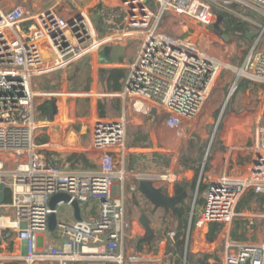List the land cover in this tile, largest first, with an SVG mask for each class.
Masks as SVG:
<instances>
[{
    "label": "built area",
    "instance_id": "1",
    "mask_svg": "<svg viewBox=\"0 0 264 264\" xmlns=\"http://www.w3.org/2000/svg\"><path fill=\"white\" fill-rule=\"evenodd\" d=\"M97 1L99 25L87 11L66 20L53 7L34 15L21 5L0 7V184L3 193L10 195L9 202L0 205V241L11 242L18 249L13 257L26 264L45 259L57 264L75 260L121 263L123 240L132 237L125 234L124 205L114 184L124 179L116 167L126 152V116H95L90 122V144L99 153L96 170L61 168L47 160V151L60 149L61 134L53 132L40 143L36 140L37 97L60 94L36 93L34 78L68 69L85 57L94 68H111L117 64L99 61L101 49L129 43L127 49L135 46L133 62L124 66L121 90L98 96L128 97L131 109L143 114L151 108L163 111L165 124L175 127L198 116L217 77L230 68L224 45L203 31L202 42L184 36L188 27L194 33L197 25L212 27L222 38L227 32L222 27L225 20L217 17L237 15L232 9L235 4L252 9L264 20V0ZM244 18L256 29L251 31L254 38L240 66L234 68L231 91L240 78L264 84V21ZM253 135V142L241 148L251 157L248 167L238 176L224 173L208 181L202 209L189 219L198 229L209 223L230 226L243 216L237 206L250 190L263 195L262 211L254 217L264 220V125H256ZM138 178L164 184L172 181V174H140ZM56 193L70 199L52 209L48 202ZM92 199L98 203V212L85 218V204ZM73 200L81 207L82 220H76L71 210L69 222L68 216H58V206L70 207ZM52 212L57 223L49 231ZM50 235H57L60 243L52 242ZM169 235L173 238L174 232ZM224 240L223 264H264V239L243 241L226 235Z\"/></svg>",
    "mask_w": 264,
    "mask_h": 264
},
{
    "label": "crops",
    "instance_id": "2",
    "mask_svg": "<svg viewBox=\"0 0 264 264\" xmlns=\"http://www.w3.org/2000/svg\"><path fill=\"white\" fill-rule=\"evenodd\" d=\"M91 2H93V6L95 5V8H93ZM78 4L85 5V8H81ZM51 7L55 9L58 15L66 20L71 19L79 11H87L90 16L88 9L94 10L95 14L98 16V1L96 0H55L54 5ZM225 42H227V40H225ZM128 54L133 56L134 51L132 48L126 49L125 57ZM125 57L123 62L120 63L122 64V67H119L123 69L124 72L126 70L124 66L128 63L125 61ZM87 68L89 69V75L91 77L93 74H97V72H100L102 75V70H105L106 72V69H109H103V67L94 68L90 64L87 65ZM102 78L104 79L105 75H102ZM36 93L39 92L36 91ZM78 96L87 97H81L78 99H88L90 95L79 93ZM96 97H98V95ZM96 97L94 100L93 98L88 100L89 107L87 113H85L87 115L84 113L78 114L77 107L74 108L75 110H73L72 115L70 114V119L73 121L72 123L74 125H64V121H62L61 118L62 116H60L61 112L63 111V106H61L56 111L54 110L52 113H43L42 119L37 118L38 129L44 128L45 131L43 137L40 139V142H44L53 132L61 134L62 140L60 149L50 152L47 151V160L49 162H52L61 168H66L67 170L72 171H90L96 170L98 168L99 153L92 149L89 137L90 122L94 116L93 114L95 113L96 116L100 117L98 115ZM114 98L119 100L118 109L114 110L111 105L106 107V117L114 118L123 114L126 116L128 121L125 137L126 152L122 162L117 164V167H119L123 172L124 179L115 180L114 184L116 187V195L123 201L124 222H129L132 230H135L139 235V229L144 232L145 230L139 223L138 218L142 213H145L150 219L148 214L149 209L154 212H161L163 215L169 214L168 216L173 221L174 218L172 217L173 212L171 210L165 212L162 208L155 209L153 205L149 203L146 198L137 190L136 186L137 181L139 180L138 175L171 173L172 181L170 183L166 182L161 184L156 180L150 179L152 180L154 186L161 187L164 193L168 195H174V185L176 182L190 181L194 177V171L191 168L180 170L179 159L184 150L188 151V153L192 155L191 151L194 148V144H192L193 146L187 145L189 143L187 139V146L182 148L180 154L174 156V154L171 153L173 151L172 149L176 145L173 132L179 136L183 129H188L186 128L187 123L194 121L197 117L192 121L182 120L180 126H175L174 128L165 125V127L169 129H164V125L160 121L163 117H165V113L163 111L151 108L147 114L135 112L130 107L128 97H113L111 99ZM78 99H75V106L77 105ZM49 101H51V99H49ZM145 105H147V103H145ZM257 109L258 111L255 116L252 117L253 119H250L252 114L243 116V119H239V121L244 120V129H239V127L235 129H226L224 127L220 130V145H218L217 148L212 149L207 164L202 165V163H199V158L196 159L193 166L198 168L199 175L194 191L195 195L192 196L193 209L192 205H190L187 226L185 228V245L182 248L181 254H174L172 250V247L175 244V236L171 238L169 233L174 232L175 235V231L170 230L167 233H161V239L156 241V243H153L156 246L155 250L147 249L149 244L146 243L142 245V249L138 250L136 248V241L139 238H143L152 234L155 230L153 231L151 228V233L146 234L145 232V235L137 236L135 241H133V244H130V242L133 240L132 237L128 239L124 238L122 243L123 260L121 263L116 264H177L180 262V260H182L183 264H185L187 251L190 255H192L188 259L189 264H199L197 260L200 257H204L206 264H223L225 248L224 237L226 235L230 238L243 241L260 242L264 239V220L262 218L254 217L262 211V200L256 199V195L252 196L250 199H246V195L249 191L243 195L237 206V211L242 213L243 216L235 220L230 226H224L219 223H209L204 229L200 230L194 226L193 221H191V223L189 222L190 216L192 215V218L195 219L202 209L204 201L203 193L209 180L217 179L224 173H227L231 176H238L246 167H248L251 157H249V155H247L244 151H241V148L247 147L253 142V125H264V111L261 106H259ZM39 113L41 112L39 111ZM39 113L37 114L38 116ZM116 113H118L117 116L115 115ZM234 116L235 115L228 116V127L237 125L236 122H239L238 117ZM83 119L87 120L84 121ZM249 120H251L250 123H246ZM240 124L242 126V122H239V126ZM194 135L196 134L192 133L191 138H195ZM197 136L199 139L195 138V140L200 141L202 146L206 147L203 145L204 139L202 138V134L201 137L199 135ZM72 153L84 155L87 161L85 164L86 167H84L83 163H79L77 167H73L72 160L75 159H69V155ZM200 183L203 185V188L199 190L198 187ZM257 195L263 196L261 194ZM178 205L179 203L176 205V207ZM97 212V201L92 199L87 204H85V218L94 216L97 214ZM68 217L71 216L69 215ZM252 221L254 222L253 225L250 224ZM211 224L220 225V229L213 239H207V235L210 230L209 226ZM188 229L189 231L187 232ZM56 236L57 235H52L51 241L59 244L60 240H58ZM124 241L125 243H129V245L124 246ZM0 245V256L2 259L0 264L8 262H19L20 264H26L23 260L13 257V254L18 253V249H15L11 242L5 244L4 242L0 241ZM99 250L101 251L102 248H99ZM193 256L196 258V261ZM134 259L137 260L134 261ZM37 262L38 261L33 264H38ZM104 262L105 261L95 264H102ZM54 263L57 264L56 262Z\"/></svg>",
    "mask_w": 264,
    "mask_h": 264
},
{
    "label": "rangeland",
    "instance_id": "3",
    "mask_svg": "<svg viewBox=\"0 0 264 264\" xmlns=\"http://www.w3.org/2000/svg\"><path fill=\"white\" fill-rule=\"evenodd\" d=\"M77 1V0H75ZM88 1V0H85ZM97 1V0H96ZM55 3V0H0V6L2 8H11L15 5H21L25 10L29 12V14L34 15L44 9H47L51 6H53ZM93 6V2H91ZM81 8H85V5L78 4ZM95 8V5L93 6ZM232 9L237 13V15H224L227 19L224 23H222L223 32L227 31V28L229 27L228 24L232 22L235 25H249V29H251L253 32L255 31L256 27L250 25L249 22H247L244 18L248 17L250 19H253L257 21L258 23L263 22L264 20L252 9L247 8L243 5L235 4L232 6ZM90 13V17L95 22V25H99V17L95 14L94 10L88 9ZM189 32L185 33L184 36H189L193 40L200 41V32L203 31L204 33H208V38L213 39L214 41H217L219 44L224 45L227 49V55L225 58V62L228 66H230L229 69L223 70L222 73L217 77L215 84L205 101L200 113L198 114L197 118L187 123L186 128L183 129L181 134L179 136L176 135L175 132H173V136L175 138L176 145L172 149V154L178 155L180 154V151L182 148L186 147L187 145L193 146L194 148L191 151L192 156L196 159L199 158V163L207 164L211 151L213 148H217L220 142L219 135L220 130L224 127L226 129H235L239 127V129H244V120L243 116L251 115L250 119H253L252 117L255 116V114L258 111V107L261 106L264 111V84L252 82L244 78H240L236 83V88L234 91H231L232 87V79L235 75V69L240 66V63L243 59V57L246 54V51L251 44V41L253 40L254 36L251 35V37L248 36H241L239 34H233L232 32H225L229 35V38L227 39V42L224 41V39L221 38L220 35L216 34L214 32V29L212 27H203L200 25L196 26V29H198L197 33H194V30L189 28ZM225 30V31H224ZM204 45V44H203ZM132 50H135V46H132ZM125 61L128 63L133 62V57L131 54H128L125 57ZM122 67V64H117L115 66H112L111 68H119ZM106 69V67H103V69ZM109 68V67H108ZM110 69V68H109ZM66 70V71H64ZM79 77V79H77ZM229 83V85H228ZM103 78L100 72H97V74H93L92 77L89 75V69L87 66H85L82 69V73L79 76V64L73 65L69 69H63V70H57L53 71L51 73L42 75L38 78H34V91H38L39 93H61L60 95L56 96H41L37 98V110L39 111V106L49 99H56V103L60 101L59 108L63 106V111L61 112L62 121H64V125H74L70 119V114L72 115L74 108L77 107V105L82 106L85 105L84 102H80L75 106V99L78 98H87L86 96H78L79 93L82 94H88L90 95L88 100L95 97L102 93H107L102 87L103 85ZM226 84V85H225ZM74 85V87H73ZM61 88V89H58ZM77 94V95H73ZM97 99V110H98V101L103 100V104L105 103L106 107L110 106V100L113 97H96ZM55 103V104H56ZM62 103V104H61ZM58 104V103H57ZM89 107V104H88ZM57 110L55 106V111ZM61 110V109H60ZM87 113V112H86ZM87 115V114H85ZM94 118L96 114H93ZM116 116L118 113L115 114ZM229 115H235L234 117H238V121L242 122V126L239 122H236L237 125H233L231 127L227 126V119ZM240 116V117H239ZM41 117V118H40ZM43 112L39 113V116L37 115L38 119H42ZM91 122L93 121V118ZM243 117V118H242ZM165 117L160 120L162 124L164 125V129H169L165 127L164 122ZM86 121L87 119H83ZM251 120L247 121L246 123H250ZM181 122L178 123L177 126H180ZM63 125V124H62ZM167 126V125H166ZM256 126V125H255ZM253 125V129L255 127ZM174 128V127H173ZM175 131V129H174ZM37 142L40 143V139L43 137L45 131L44 128L37 129ZM192 133H195L196 135H199L204 139V143H206V147H203L200 141H196L195 138H191ZM169 136V135H168ZM187 139L189 143L187 144ZM187 144V145H186ZM196 153V154H195ZM116 170L119 171L120 168L116 167ZM195 191V190H194ZM194 191L191 192V196L195 195ZM190 205L192 204V198L189 201ZM71 213V208L67 205H59L58 206V216L60 218H67ZM3 214L2 210L0 209V215ZM9 214L12 213L9 211ZM148 214L150 216V227L153 229V231H157L160 233H163L168 227L170 231H175L177 221H173L170 219L168 215H163L161 212H154L152 210H148ZM69 222L72 221L71 217H68ZM132 231V233H131ZM125 234L132 235L133 240L130 242V244H133V241L137 238L139 235H145V232L139 229V235L137 232L132 230L131 225L129 222H125ZM129 238V237H128ZM127 238V239H128ZM129 245V243H125L124 246ZM55 261H51L48 259H45L43 261H38V264H53ZM55 264V263H54ZM177 264H183V261L180 260Z\"/></svg>",
    "mask_w": 264,
    "mask_h": 264
},
{
    "label": "trees",
    "instance_id": "4",
    "mask_svg": "<svg viewBox=\"0 0 264 264\" xmlns=\"http://www.w3.org/2000/svg\"><path fill=\"white\" fill-rule=\"evenodd\" d=\"M229 15V14H228ZM251 25V24H250ZM228 28H227V32H232L233 34H239L241 36H247L246 33L247 32H251L252 30L249 29V25H235L230 22L228 24ZM253 26V25H252ZM125 77V72L123 69L121 68H110V69H106L105 72V78L103 79V87L105 89L106 92H115L121 89L122 87V81ZM80 102H84L85 105L79 106L77 105V113L81 114V113H86L88 111V104L89 101L88 99H78L77 104H79ZM58 106H59V102ZM110 104L112 106V108L114 110L118 109V105H119V100L114 98L110 100ZM106 105L105 103L103 104V100H99L98 101V115L100 117H106L107 113H106ZM39 110H41V112L45 113H52L55 109L52 107L51 102L49 100L44 101L40 106H39ZM69 159H75L72 160V166L73 167H77L79 163H83L84 167H86V158L84 155L82 154H75L72 153L69 155ZM196 161V158H194L191 154L188 153V151L184 150L180 156L179 159V169L180 170H184L186 168H191L194 171V177L190 180V181H180V182H176L174 185V195H181L183 200L179 203V205L177 207H175V211L172 214V217L174 218V221L177 223L176 228H175V244L172 247V250L174 252V254H181L182 252V248L185 245V228L187 226V221H188V216H189V211H190V199L192 198L191 196V192L195 190L196 188V184H197V178L199 175V170L197 167H194V163ZM166 163V162H164ZM91 166V165H90ZM88 167V166H87ZM199 190L203 188V185H199ZM256 195V199L262 200L263 196H259L257 194H254L253 191H249L246 195V199H250L252 196ZM4 196H5V202H9L10 200V195L7 192H4ZM210 230L209 233L207 235V239H213V237L216 235V233L218 232V230L220 229V225L218 224H211L209 226ZM170 229L168 227H166L165 229V233H167ZM162 237V234L160 232L154 231L152 234L145 236L143 238H139L136 241V248L142 249L143 248V244H149L147 246V249L150 250H155L156 246L153 243H156V241H159ZM192 255H190L187 251L186 253V260H185V264H189L188 263V259L191 257ZM194 257V256H193ZM192 257V260H193ZM195 261L196 258L194 257ZM197 262L199 264H206L204 257H200ZM4 264H20L19 262H8V263H4ZM68 264H89L85 261H80V260H75L72 262H69ZM102 264H116L113 262H104Z\"/></svg>",
    "mask_w": 264,
    "mask_h": 264
},
{
    "label": "water",
    "instance_id": "5",
    "mask_svg": "<svg viewBox=\"0 0 264 264\" xmlns=\"http://www.w3.org/2000/svg\"><path fill=\"white\" fill-rule=\"evenodd\" d=\"M213 11L215 9L213 8ZM218 21L226 20L227 18L221 14L218 15ZM248 37H251L253 35L252 32L246 33ZM229 35L227 33H224L222 35V38L224 40H227ZM129 43L127 45H106L104 46L100 53H99V61L101 63H113V64H120L123 62L124 57L126 55V49L128 47ZM89 63V57H85L80 63H79V76L82 73V69L87 66ZM102 75H105V70H102ZM79 79V77H78ZM51 105L55 109V102L56 99H51ZM196 139H199L197 135H194ZM203 145L206 146L207 144L203 142ZM137 190L146 198V200L153 205L155 209L162 208L165 212L171 210L172 212L175 211V207L178 203H180L183 198L180 195H168L164 193L163 189L161 187L154 186L152 180L150 179H139L137 181ZM4 185L0 184V205H2L5 202V196L3 193ZM70 199L69 195L65 193H56L53 194L49 198V206L50 208L54 209L56 205L59 202H65ZM70 207L73 210L74 218L76 220H82L81 215V207L79 206L78 202L76 200L71 201ZM139 223L144 228L146 234H149L152 232V229L150 227V219L145 214L142 213L138 218ZM57 223V215L56 213L52 212L48 216V229L49 231H54L56 228Z\"/></svg>",
    "mask_w": 264,
    "mask_h": 264
}]
</instances>
